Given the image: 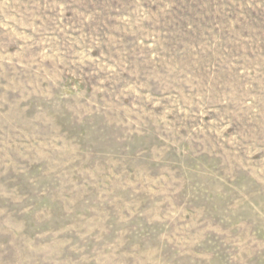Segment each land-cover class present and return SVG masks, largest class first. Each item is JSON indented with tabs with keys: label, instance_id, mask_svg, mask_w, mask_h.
I'll use <instances>...</instances> for the list:
<instances>
[{
	"label": "rangeland",
	"instance_id": "rangeland-1",
	"mask_svg": "<svg viewBox=\"0 0 264 264\" xmlns=\"http://www.w3.org/2000/svg\"><path fill=\"white\" fill-rule=\"evenodd\" d=\"M0 264H264V0H0Z\"/></svg>",
	"mask_w": 264,
	"mask_h": 264
}]
</instances>
